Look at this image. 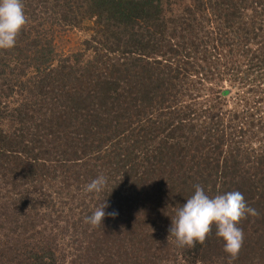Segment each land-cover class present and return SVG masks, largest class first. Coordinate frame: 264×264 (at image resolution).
I'll return each mask as SVG.
<instances>
[{
  "label": "trees",
  "instance_id": "1",
  "mask_svg": "<svg viewBox=\"0 0 264 264\" xmlns=\"http://www.w3.org/2000/svg\"><path fill=\"white\" fill-rule=\"evenodd\" d=\"M22 4L0 49V264H264V0ZM69 30L89 36L63 55ZM197 185L255 209L235 260L215 227L169 235Z\"/></svg>",
  "mask_w": 264,
  "mask_h": 264
},
{
  "label": "clouds",
  "instance_id": "2",
  "mask_svg": "<svg viewBox=\"0 0 264 264\" xmlns=\"http://www.w3.org/2000/svg\"><path fill=\"white\" fill-rule=\"evenodd\" d=\"M22 0H0V49H11L15 46L16 37L25 24ZM106 178L98 176L85 187L87 193H100L106 186ZM106 203L97 208L86 222L92 227L103 224ZM116 216L118 213H107ZM246 215H257L250 208L239 191H229L210 196L199 185L194 194L176 209L168 229L169 235L175 238L179 247H194L203 244L215 227V235L222 239L223 251L231 260H235L243 243V231L238 227L239 221ZM168 235V236H169Z\"/></svg>",
  "mask_w": 264,
  "mask_h": 264
},
{
  "label": "rangeland",
  "instance_id": "3",
  "mask_svg": "<svg viewBox=\"0 0 264 264\" xmlns=\"http://www.w3.org/2000/svg\"><path fill=\"white\" fill-rule=\"evenodd\" d=\"M87 31L69 30L67 32L59 33L56 37V44L61 54H70L81 50L83 41L88 38ZM229 103L232 101L229 99Z\"/></svg>",
  "mask_w": 264,
  "mask_h": 264
}]
</instances>
